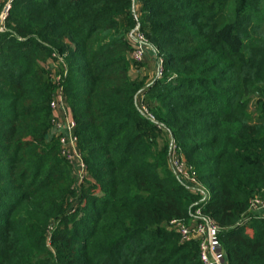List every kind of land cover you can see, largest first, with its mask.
Here are the masks:
<instances>
[{
	"label": "trees",
	"instance_id": "obj_1",
	"mask_svg": "<svg viewBox=\"0 0 264 264\" xmlns=\"http://www.w3.org/2000/svg\"><path fill=\"white\" fill-rule=\"evenodd\" d=\"M9 3L0 264H202L198 244L168 227L197 208L219 227L226 264H264V217L248 212L264 200V0ZM134 17L163 61L152 83L129 58ZM59 88L79 184L52 131ZM142 90L156 123L139 112ZM171 140L208 200L174 176Z\"/></svg>",
	"mask_w": 264,
	"mask_h": 264
},
{
	"label": "built area",
	"instance_id": "obj_2",
	"mask_svg": "<svg viewBox=\"0 0 264 264\" xmlns=\"http://www.w3.org/2000/svg\"><path fill=\"white\" fill-rule=\"evenodd\" d=\"M9 9L10 3L7 2L0 12V33L3 32V24ZM134 20L136 24L128 34V41L132 48L129 58L136 63H143L147 54H151L157 65L154 80L152 81L154 82L163 77V61L157 49L150 45L140 32L136 17H134ZM51 77L58 85L60 78L54 74ZM144 98L145 91L142 90L135 99L139 112L151 122L156 123L155 118L148 111ZM50 109L53 112L51 119L52 131L59 141V153L70 164L73 176L79 184L83 179L85 166L77 146L75 123L73 120L68 119L66 101L60 88L50 104ZM158 128L161 129L162 127L158 125ZM169 166L174 176L190 193L200 195L202 201L209 199V193L195 178L191 167L187 165L174 140H171L169 149ZM248 212L264 217V201L259 197H254L249 203ZM168 227L179 234L182 242L195 241L198 244L199 258L202 264H226L218 237L219 227L212 218L203 214L200 208L190 212V221L188 223L176 219L172 220Z\"/></svg>",
	"mask_w": 264,
	"mask_h": 264
},
{
	"label": "rangeland",
	"instance_id": "obj_3",
	"mask_svg": "<svg viewBox=\"0 0 264 264\" xmlns=\"http://www.w3.org/2000/svg\"><path fill=\"white\" fill-rule=\"evenodd\" d=\"M7 2H9V0ZM149 55H151V54H149ZM141 65L143 66V68L141 70L142 74L147 77L148 82H152L154 80V75H155V71H156V67H157L155 59L153 58V62L150 63L149 68L147 67V64L141 63ZM260 199L262 201H264L262 198H260Z\"/></svg>",
	"mask_w": 264,
	"mask_h": 264
},
{
	"label": "crops",
	"instance_id": "obj_4",
	"mask_svg": "<svg viewBox=\"0 0 264 264\" xmlns=\"http://www.w3.org/2000/svg\"><path fill=\"white\" fill-rule=\"evenodd\" d=\"M152 62H153V57L151 55L147 54L143 64H147V67L149 68L150 67V63H152ZM68 117H69L68 119L72 120L70 114H68Z\"/></svg>",
	"mask_w": 264,
	"mask_h": 264
}]
</instances>
